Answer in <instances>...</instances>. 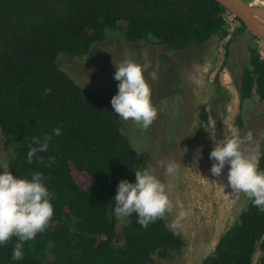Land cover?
Returning a JSON list of instances; mask_svg holds the SVG:
<instances>
[{"label": "trees", "instance_id": "obj_1", "mask_svg": "<svg viewBox=\"0 0 264 264\" xmlns=\"http://www.w3.org/2000/svg\"><path fill=\"white\" fill-rule=\"evenodd\" d=\"M224 12L216 0H0V131L14 147L5 164L17 178L41 172L54 208L50 226L24 243L23 259H12L16 237L0 245V264H148L151 255L165 258L181 248L165 220L144 228L133 213L116 228L118 185L134 183L135 170L146 166L104 94L80 86L55 60L60 52L84 55L111 34L171 50L221 40L228 35ZM238 22L225 57L227 44L247 32ZM246 53L239 110L252 92L264 101V59L255 43ZM198 115L201 123L204 110ZM55 128L61 135H53ZM43 133L53 137L37 153L44 162L34 157L29 164L31 138ZM255 162L264 171V146ZM263 235L264 212L248 198L199 264H251L256 248L264 251Z\"/></svg>", "mask_w": 264, "mask_h": 264}, {"label": "rangeland", "instance_id": "obj_2", "mask_svg": "<svg viewBox=\"0 0 264 264\" xmlns=\"http://www.w3.org/2000/svg\"><path fill=\"white\" fill-rule=\"evenodd\" d=\"M251 35L245 31L236 34L227 44L226 57L224 46L229 35L221 40L211 37L203 44L171 50L143 40L127 42L116 34L92 43L84 55L60 52L56 56L58 68L80 86L102 92L111 108V99L118 93L119 84L114 79L115 65L132 59L142 67L151 90V102L157 110L156 120L145 131L132 120L124 121L116 116L122 133L146 168L152 169L165 184L172 185L169 197L174 208L166 214L167 225L180 210L189 213L181 227L171 229L180 237L181 248L165 258L151 255L148 264H199L245 206L248 197L227 186L229 165H225L220 177L211 175L215 161L210 159V153L215 141L223 139L232 128L238 129L242 137L252 132L253 143L243 147L255 161L264 146V101L252 92L238 109L236 89L247 60L246 45L255 43L264 57V39ZM201 109L205 119L199 123ZM13 153V145L0 131L1 167ZM161 160L179 164L175 176L164 174L165 169L158 164ZM123 223L124 219L116 217V228ZM260 257H264V251L256 248L251 264H262Z\"/></svg>", "mask_w": 264, "mask_h": 264}, {"label": "clouds", "instance_id": "obj_3", "mask_svg": "<svg viewBox=\"0 0 264 264\" xmlns=\"http://www.w3.org/2000/svg\"><path fill=\"white\" fill-rule=\"evenodd\" d=\"M114 79L119 81L118 93L112 97L111 105L115 114L124 121L132 120L141 130H147L157 118V110L151 102V90L143 76L142 67L132 59H124L115 65ZM251 70V66H249ZM47 89L46 92H50ZM247 107V102H246ZM53 135H61L60 128L53 129ZM52 135L43 133L33 136L27 152V162L33 163L36 157L41 163L44 158L37 153L46 152L52 141ZM254 137L251 131L241 136L238 129L232 128L223 139L216 140L210 153L215 161L210 169L211 175L220 177L225 165L227 186L235 193L246 195L260 211L264 212V171L258 168L254 157L246 154L244 145L251 144ZM55 157H49L54 163ZM166 176H175L179 164L175 161H159ZM0 174V245H5L12 238H17L12 251L13 260L23 259V245L34 240L38 233L44 232L54 215L51 201L52 193L44 184L45 177L33 172L31 179L17 178L9 171V166H2ZM171 184H165L154 174L152 169L135 170V182L122 180L115 196L114 215L123 220L135 213L137 223L147 228L156 220H165L166 214L173 211L174 205L169 197ZM188 211L180 210L170 225V229L182 226Z\"/></svg>", "mask_w": 264, "mask_h": 264}, {"label": "water", "instance_id": "obj_4", "mask_svg": "<svg viewBox=\"0 0 264 264\" xmlns=\"http://www.w3.org/2000/svg\"><path fill=\"white\" fill-rule=\"evenodd\" d=\"M216 1L225 11L239 20L248 33L259 38H264V0Z\"/></svg>", "mask_w": 264, "mask_h": 264}, {"label": "built area", "instance_id": "obj_5", "mask_svg": "<svg viewBox=\"0 0 264 264\" xmlns=\"http://www.w3.org/2000/svg\"><path fill=\"white\" fill-rule=\"evenodd\" d=\"M222 17L227 25V32H228V35H230V33L234 30L235 27H237L239 25V22L238 20L232 16L230 13H228L227 11H225L223 14H222ZM227 35V37H228ZM264 39V38H263ZM258 51V50H257ZM259 53V52H258ZM260 55V54H259ZM260 58L264 59V57H261Z\"/></svg>", "mask_w": 264, "mask_h": 264}]
</instances>
